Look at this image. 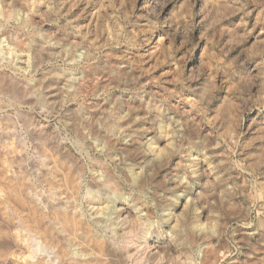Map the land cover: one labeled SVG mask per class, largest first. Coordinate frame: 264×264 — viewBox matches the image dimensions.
Wrapping results in <instances>:
<instances>
[{
    "label": "clouds",
    "instance_id": "9594fccd",
    "mask_svg": "<svg viewBox=\"0 0 264 264\" xmlns=\"http://www.w3.org/2000/svg\"><path fill=\"white\" fill-rule=\"evenodd\" d=\"M0 264H264V0H0Z\"/></svg>",
    "mask_w": 264,
    "mask_h": 264
}]
</instances>
